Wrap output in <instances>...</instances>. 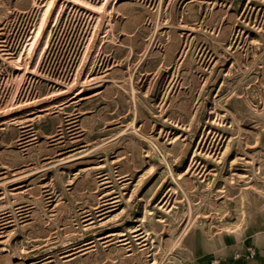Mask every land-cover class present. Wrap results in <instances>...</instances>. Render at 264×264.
I'll use <instances>...</instances> for the list:
<instances>
[{
  "label": "rangeland",
  "instance_id": "obj_1",
  "mask_svg": "<svg viewBox=\"0 0 264 264\" xmlns=\"http://www.w3.org/2000/svg\"><path fill=\"white\" fill-rule=\"evenodd\" d=\"M45 1L0 0V264H197L250 227L264 0H112L76 85L97 15L58 1L28 67Z\"/></svg>",
  "mask_w": 264,
  "mask_h": 264
},
{
  "label": "bare ground",
  "instance_id": "obj_2",
  "mask_svg": "<svg viewBox=\"0 0 264 264\" xmlns=\"http://www.w3.org/2000/svg\"><path fill=\"white\" fill-rule=\"evenodd\" d=\"M61 0H46L45 3L42 5L40 9L39 17L35 23V25L31 29L30 36L28 38L26 48H25V59L23 63H25L28 67L33 63L35 60L36 55L39 53V49H43L47 45V41L49 38V30H47V22L51 16H54L56 13V5L57 2ZM68 3H71L75 6L83 8L89 12H94L97 15L96 24L92 31L90 40L88 45L86 46V51L83 56L81 66L77 71L75 76V83L76 85L80 81L81 74L86 68L87 64L89 63L90 52L94 46L97 45V41L99 39L101 31L104 29L106 25V12L110 6L112 0H103L100 9L95 10L94 8L88 7L86 4L82 3L80 0H63ZM118 0H115L117 2ZM60 11L58 12L59 15ZM57 15V16H58ZM95 15V14H94ZM111 26V25H110ZM17 69L24 70L21 64H17ZM72 85V86H73ZM70 88V87H69ZM69 88H67L69 90ZM237 243V242H236Z\"/></svg>",
  "mask_w": 264,
  "mask_h": 264
},
{
  "label": "crops",
  "instance_id": "obj_3",
  "mask_svg": "<svg viewBox=\"0 0 264 264\" xmlns=\"http://www.w3.org/2000/svg\"><path fill=\"white\" fill-rule=\"evenodd\" d=\"M236 230L217 233L209 240L196 243L197 264H207L214 257L227 259L234 251L244 253L247 247H253L256 252L255 258L248 264H264V212L250 227L241 232Z\"/></svg>",
  "mask_w": 264,
  "mask_h": 264
},
{
  "label": "built area",
  "instance_id": "obj_4",
  "mask_svg": "<svg viewBox=\"0 0 264 264\" xmlns=\"http://www.w3.org/2000/svg\"><path fill=\"white\" fill-rule=\"evenodd\" d=\"M255 256V249L253 247H247L244 253L234 251L227 259L214 257L209 260L208 264H248Z\"/></svg>",
  "mask_w": 264,
  "mask_h": 264
}]
</instances>
